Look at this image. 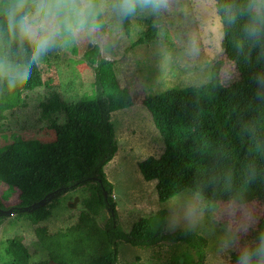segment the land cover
<instances>
[{
    "label": "trees",
    "instance_id": "obj_1",
    "mask_svg": "<svg viewBox=\"0 0 264 264\" xmlns=\"http://www.w3.org/2000/svg\"><path fill=\"white\" fill-rule=\"evenodd\" d=\"M226 0H214L221 24V48L228 61L234 64L239 79L225 86L220 70H212V79L202 86L174 88L142 101L149 111L163 143L160 156H150L138 163L147 182L156 183L161 203H166L186 190L203 189L207 204L229 203L232 193L225 191L228 181L224 172L232 170L233 182L239 190L237 178L242 166L255 159L264 167V146L250 142L244 132L249 122L255 121L264 129V100L257 98V73L264 71V62H256L255 51L251 60L240 55L236 48L237 30L229 25L218 11ZM123 31L130 36L132 20ZM158 29L150 27L133 48L152 42ZM77 55L75 47H71ZM84 60L93 70L94 82L89 91L74 102H60L42 108L39 121L55 133L54 147L42 157L5 160L11 148L36 146L39 141H23L14 134L0 132V184L6 189L0 195V209L26 208L58 192L42 207L20 213L35 226L38 243L47 254L40 262L32 255L22 237H13L0 243V264H120L119 244L148 249L163 242L186 243L198 257L182 253L173 258V264H204L207 240L194 231L179 230L166 233L168 211L161 209L149 218L135 223L129 233L118 223L114 186L108 180L105 168L118 152L112 115L135 106L131 91L120 85L114 62L102 57L98 45L84 53ZM40 63L51 67L50 53ZM40 63L30 70V77L15 89L0 86V125L7 113L26 106V94L50 87ZM8 136L14 141L9 143ZM87 187L90 195L82 200L84 210L77 222L65 229L50 233L43 224L52 216V205L61 195ZM105 192L108 194L105 200ZM245 203H259L264 207V176L243 186ZM14 201L12 205H6ZM51 204V205H50ZM216 206V205H215ZM106 211L110 218L101 226L98 218ZM112 210L115 217L112 216ZM6 217H0V227ZM264 226V216L259 220ZM134 264L142 263L139 258Z\"/></svg>",
    "mask_w": 264,
    "mask_h": 264
},
{
    "label": "rangeland",
    "instance_id": "obj_2",
    "mask_svg": "<svg viewBox=\"0 0 264 264\" xmlns=\"http://www.w3.org/2000/svg\"><path fill=\"white\" fill-rule=\"evenodd\" d=\"M150 27L158 29L157 38L133 48V44L144 37ZM221 41V24L214 0H172V11L161 27L152 19L132 20L130 36L121 29L118 33H106L95 44L84 42L67 45L62 50L50 53L51 67L40 63V68L43 78L52 80L51 86L27 93L26 106L8 112L7 120L0 125V132L14 134L23 141H39V144L11 148L4 159L42 157L54 147L55 133L47 128L46 123L39 121L42 108L60 102L78 104V97L89 91L94 82L93 70L84 60V53L98 45L102 57L114 62L120 85L129 89L136 101L134 107L112 115L118 152L106 166L105 172L114 186L113 199L118 223L124 232L129 233L140 219L152 217L161 209H166V233L185 230L183 227L171 226V205L177 197L190 190L161 203L157 196L156 183L147 182L139 171L140 161L150 156H160L163 152L159 132L142 101L150 95L170 89L207 84L212 79V70L215 67L219 68L225 86L236 82L239 73L234 64L227 60ZM71 47L77 49V55L72 53ZM33 66L30 70H34ZM7 141L12 143L14 139L8 136ZM3 151L0 149V152ZM5 189L0 184V195ZM89 195L87 187L64 193L53 203L52 216L41 225L47 227L50 233L74 225L80 212L84 210L82 200ZM13 203L14 201H10L5 204ZM74 203L75 206L72 207ZM246 209L254 212L259 220L264 216V207L259 203L246 204ZM242 212L243 210H235L230 203L207 204L205 222L194 231L207 240L204 264H214L211 254L213 233H218L229 222L239 227L242 223ZM109 218L110 212L105 210L98 222L105 226ZM13 237L24 239L33 262L47 258L46 252L37 241L35 226L20 213L6 216L0 227V243ZM182 253L190 255L192 262L198 261L195 250L186 243L163 242L148 249L134 247L125 242L119 244L120 264H134L137 258L145 264H173V258ZM180 262L183 264L185 258H181Z\"/></svg>",
    "mask_w": 264,
    "mask_h": 264
},
{
    "label": "clouds",
    "instance_id": "obj_3",
    "mask_svg": "<svg viewBox=\"0 0 264 264\" xmlns=\"http://www.w3.org/2000/svg\"><path fill=\"white\" fill-rule=\"evenodd\" d=\"M172 11V0H0V86L15 89L30 77V68L49 53L67 45L95 44L106 33H118L129 20L152 19L158 27ZM218 11L237 30L240 55L264 62V0H226ZM257 98L264 100V71L257 73ZM251 143L264 146V129L253 121L244 128ZM232 193L229 203L243 210L239 227L226 223L213 233L214 264H264V226L246 209L243 186L264 176L255 159L247 161L237 178L224 172ZM203 189L190 190L171 205L173 228L196 231L205 222Z\"/></svg>",
    "mask_w": 264,
    "mask_h": 264
},
{
    "label": "water",
    "instance_id": "obj_4",
    "mask_svg": "<svg viewBox=\"0 0 264 264\" xmlns=\"http://www.w3.org/2000/svg\"><path fill=\"white\" fill-rule=\"evenodd\" d=\"M58 194V192H56L55 194H52V195H48L44 200H42V201H40V202H38V203H35L34 205H32L31 207H26V208H18V207H13V208H10V209H8V210H2V209H0V217L1 216H4V217H6V216H10V215H13L14 213H16V214H18V213H24V212H29V211H31V210H35V209H37V208H39V207H42V206H45V205H47L50 201H51V199L53 198V197H55V195H57ZM105 200L107 201V199H108V194L105 192ZM78 200V199H77ZM75 206V203L72 205V207H74ZM112 216H113V218L115 217V214L113 213V210H112Z\"/></svg>",
    "mask_w": 264,
    "mask_h": 264
}]
</instances>
